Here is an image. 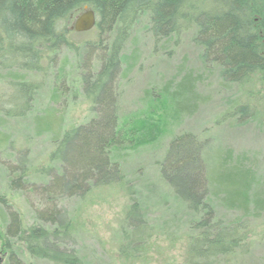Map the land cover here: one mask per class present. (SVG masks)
I'll list each match as a JSON object with an SVG mask.
<instances>
[{
    "label": "rangeland",
    "instance_id": "rangeland-1",
    "mask_svg": "<svg viewBox=\"0 0 264 264\" xmlns=\"http://www.w3.org/2000/svg\"><path fill=\"white\" fill-rule=\"evenodd\" d=\"M194 2L204 9L200 0ZM194 29L155 41L149 13L136 20L124 44L115 87L120 122H131L137 142L111 148L123 180L92 188L85 197L42 189L55 175L72 171L66 162L51 161L50 155L57 150L62 157L64 131L93 117L80 78L93 72L90 68L98 69L106 36L95 28L73 32L68 40L74 49L62 47L49 55L44 71L23 73L24 80L40 84L24 117L6 115V109L17 110L21 105L9 104L14 73L0 70V196L12 206L0 202L1 264H6L1 244L9 212L17 211L24 225H32L40 222L37 211L54 205L72 224V237L62 241L61 249L75 253L79 264H187L186 248L195 234L192 224L200 214L195 215L180 199L178 175L166 160L172 140L182 134L194 135L203 143L197 169L202 179L209 180L203 196L213 207L215 221L238 223L245 230L241 247L228 257L218 256L212 264H264V208L257 211L253 204L254 200L264 206V78L257 72L240 83L223 79L218 66L205 63L202 49L194 42ZM185 74L193 75L195 81ZM168 89H174L181 107H176ZM21 158L28 165L27 183L24 189H14L8 168H21ZM51 166L54 171L49 175L42 172ZM238 166L251 174L244 208L242 203L228 206L223 192L232 188L228 180L238 176ZM135 201L150 237L132 252L146 233L139 215L130 214ZM21 257L26 264H52L24 252Z\"/></svg>",
    "mask_w": 264,
    "mask_h": 264
},
{
    "label": "trees",
    "instance_id": "trees-1",
    "mask_svg": "<svg viewBox=\"0 0 264 264\" xmlns=\"http://www.w3.org/2000/svg\"><path fill=\"white\" fill-rule=\"evenodd\" d=\"M200 3L202 10L194 0H0V70L14 73L9 104L21 105L17 110L6 109L7 116L24 117L31 110L40 84L24 80L23 73L44 71L43 62L49 55L62 47L74 49L68 35L73 33L71 23L84 7L93 9L97 15L95 32L106 36L100 48L98 69L90 68L93 72L80 78L85 96L91 102L93 117L64 131L60 142L64 147L62 157L57 155V150L50 155L51 161L66 162L72 171L68 175H55L52 183L44 185L42 190L85 197L92 188L123 180L121 167L111 156V148L137 141L131 122H120L115 84L122 71L124 44L136 20L144 13L150 15L155 41L194 27V42L202 49L205 63L218 66L223 79L240 83L257 72L264 78V0H200ZM187 76L195 81L193 75H184ZM168 94L176 107H181L174 89L172 92L168 89ZM200 99L198 97V101ZM201 148L203 143L194 135L182 134L172 140L166 158L173 173L178 175L180 199L195 215L200 214V219L192 224L195 234L189 237L186 248L187 264H212L218 256L230 255L240 248L245 239L243 226L215 221L213 207L205 201L203 195L209 180L202 179L197 169ZM20 166L8 168L14 189H24L27 183V161L21 158ZM52 171V166L42 169L46 175ZM237 172V177L232 175L228 180L232 188L223 192L228 206L242 203L244 208L250 197L247 193L251 174L240 168ZM0 202L12 207L2 195ZM253 204L257 211L264 208L254 200ZM129 210L130 214L139 215L146 229L139 238L141 243L132 249L137 252L138 247L147 242L150 232L136 201ZM36 213L41 223L24 225L17 211L9 212L10 220L1 244L6 252V264H26L22 252L52 264H79L80 258L75 253L60 246L62 241L72 237V224L66 213L56 205Z\"/></svg>",
    "mask_w": 264,
    "mask_h": 264
},
{
    "label": "water",
    "instance_id": "water-1",
    "mask_svg": "<svg viewBox=\"0 0 264 264\" xmlns=\"http://www.w3.org/2000/svg\"><path fill=\"white\" fill-rule=\"evenodd\" d=\"M97 15L93 9L84 7V10L73 20L70 29L76 33L88 32L97 24Z\"/></svg>",
    "mask_w": 264,
    "mask_h": 264
}]
</instances>
